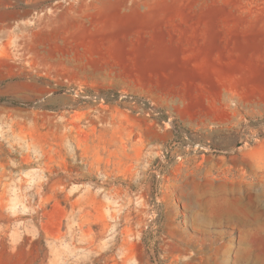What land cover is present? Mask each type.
I'll return each mask as SVG.
<instances>
[{"label": "rangeland", "instance_id": "rangeland-1", "mask_svg": "<svg viewBox=\"0 0 264 264\" xmlns=\"http://www.w3.org/2000/svg\"><path fill=\"white\" fill-rule=\"evenodd\" d=\"M0 264H264V0H0Z\"/></svg>", "mask_w": 264, "mask_h": 264}]
</instances>
